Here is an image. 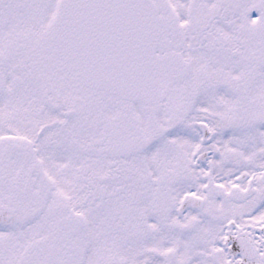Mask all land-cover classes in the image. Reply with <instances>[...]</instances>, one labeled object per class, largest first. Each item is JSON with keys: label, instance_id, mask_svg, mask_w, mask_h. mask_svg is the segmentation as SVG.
<instances>
[{"label": "snow or ice", "instance_id": "obj_1", "mask_svg": "<svg viewBox=\"0 0 264 264\" xmlns=\"http://www.w3.org/2000/svg\"><path fill=\"white\" fill-rule=\"evenodd\" d=\"M0 264H264V0H0Z\"/></svg>", "mask_w": 264, "mask_h": 264}]
</instances>
